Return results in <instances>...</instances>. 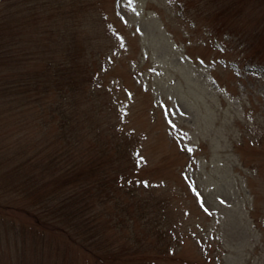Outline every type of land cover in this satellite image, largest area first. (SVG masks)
Instances as JSON below:
<instances>
[{
  "label": "rangeland",
  "instance_id": "1",
  "mask_svg": "<svg viewBox=\"0 0 264 264\" xmlns=\"http://www.w3.org/2000/svg\"><path fill=\"white\" fill-rule=\"evenodd\" d=\"M54 108L77 179L45 170ZM116 170L145 213L99 204ZM0 264H264V0H0Z\"/></svg>",
  "mask_w": 264,
  "mask_h": 264
},
{
  "label": "trees",
  "instance_id": "2",
  "mask_svg": "<svg viewBox=\"0 0 264 264\" xmlns=\"http://www.w3.org/2000/svg\"><path fill=\"white\" fill-rule=\"evenodd\" d=\"M38 82H41L40 79H38ZM45 82H47V80H43L42 84ZM50 86L51 85H49V82H48V86L46 87L48 97L50 96V91L52 89ZM74 87H75V90H77L79 86L78 84H75ZM55 108L52 111L53 116H50V119L52 121L51 124L48 123L49 113L48 112L46 113L47 115L46 123L48 124L47 126H49V130H50L49 140H51V142L55 145V148L53 147V149L51 150L49 154L50 157H47L49 159L47 161L45 170L49 172L53 180H56V178L58 177L60 179H62L63 177L67 178L68 176L69 177L67 180H70L71 177L73 179H77L79 178V176L76 174L80 173L79 170L77 169V166L79 165V163H81L83 155H84L81 152L77 151V146H76L77 137H76L75 128L79 124L80 116L77 115V111L75 109H74V112L71 111L70 116H65L64 111L62 110L60 111L59 114L55 113ZM56 146L58 148H56ZM107 153H110L111 155L114 154L113 156H117L118 151H117L116 146H109L108 148H106V153H104L105 156ZM101 164L102 163L95 164L90 169H96V167H100ZM127 166L129 170L138 169L136 165H134V167H131L129 165ZM125 169L127 168L125 167ZM74 175L76 176L73 177ZM124 175H125L124 171L116 170L115 172L112 171V173L106 174L103 177V180L101 178H97L93 181V183L98 184L97 186H100L102 185V183L106 184V183H109L110 181H113L115 183V179H116V185L114 186L112 190V194L110 193V196L106 198L107 200H105V198H102L99 201V204L103 206H107V207L109 206L112 209L122 208V204L120 203L121 200L117 197V193L124 191L123 193H125L128 200H133L130 198V196H132L135 199L134 200L135 203L136 204L138 203V209L140 210V213H145V211L147 210V206H148L147 201L144 199H138L135 196L136 194H138L139 189L143 187V185L146 184L145 178H139L138 180L127 181ZM137 181L142 182V183L135 184L134 182H137ZM67 185L69 186V184ZM71 189H74V192L70 194V196H73V195H76L77 192L82 193L83 191H85L86 187L83 186L79 188L78 186V187H73ZM107 195L108 194L101 193L99 195V198L101 196L107 197ZM68 202H69L68 199H63L61 202L58 198L57 200L58 206H56L58 219L61 222H65L69 224L70 226H75L77 229L81 230L84 227V225L88 223V221H84V219L82 218V216L84 215V212L94 211V210H92L91 205L81 202L80 203L81 207H78L79 209H81V213L79 214L77 219H76V215L74 216V219L67 218L68 216L67 212L62 211V209H65V206L68 205Z\"/></svg>",
  "mask_w": 264,
  "mask_h": 264
}]
</instances>
